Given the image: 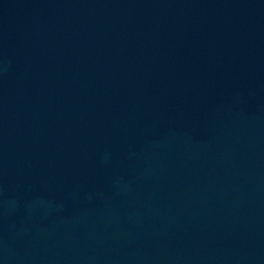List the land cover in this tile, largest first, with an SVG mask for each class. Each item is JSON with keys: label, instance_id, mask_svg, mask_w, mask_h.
Listing matches in <instances>:
<instances>
[{"label": "water", "instance_id": "obj_1", "mask_svg": "<svg viewBox=\"0 0 264 264\" xmlns=\"http://www.w3.org/2000/svg\"><path fill=\"white\" fill-rule=\"evenodd\" d=\"M0 264H264V0H0Z\"/></svg>", "mask_w": 264, "mask_h": 264}]
</instances>
